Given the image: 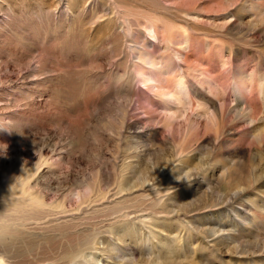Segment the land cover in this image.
<instances>
[{
	"label": "rangeland",
	"instance_id": "1",
	"mask_svg": "<svg viewBox=\"0 0 264 264\" xmlns=\"http://www.w3.org/2000/svg\"><path fill=\"white\" fill-rule=\"evenodd\" d=\"M177 1L199 3L202 12L191 19L187 44L171 27L177 45L168 71L148 68L128 49L124 64L103 43L60 59L77 73L41 75L37 84L25 68L0 63V123L16 125L0 128V172L2 160L36 166L44 201L65 208L30 223V233L72 226L51 244L38 237L30 251L17 245L10 264H88L91 257L97 264H264V0ZM164 28L154 24L148 37L155 55ZM85 191L82 204L91 209L80 216L75 194ZM104 206L114 214L105 217Z\"/></svg>",
	"mask_w": 264,
	"mask_h": 264
},
{
	"label": "bare ground",
	"instance_id": "2",
	"mask_svg": "<svg viewBox=\"0 0 264 264\" xmlns=\"http://www.w3.org/2000/svg\"><path fill=\"white\" fill-rule=\"evenodd\" d=\"M222 2L232 6L228 0H222ZM246 9L251 10L253 6L250 4L244 11ZM224 11L226 10L224 9ZM201 12L202 8H200L199 3L188 6L186 3H178L177 0H0V63L2 61L4 63L10 62L19 68H25L28 73L27 76L35 78L36 82L33 83L37 84L41 80V75L46 78L51 75L77 73L76 68L73 66L72 68L69 63L61 62L60 59L69 55L78 58L85 52L97 50L96 46L103 43L105 49L115 46L118 49L117 55L124 64L128 61L126 51L128 49L138 62L147 65L150 69L162 72L172 66L173 53L170 52L169 54L168 51H170L171 46L177 45L176 41L173 42L171 38L173 33L171 27H179L182 33L181 44H187L190 40L187 35L189 26L193 23L191 19L201 15ZM253 15L259 17L260 14L254 13ZM139 19L146 21L144 32L141 31ZM260 21L257 18L254 22L259 23ZM158 22L165 27V39L162 50H159L155 55L148 49L151 46L148 37H154V24H158ZM10 38H13L14 41H10ZM18 50H23L24 53L18 52ZM36 60L39 62L35 63ZM52 65L56 67H51ZM145 74L141 75V80L139 79V82L141 81L143 84L146 82L147 75ZM137 75L139 76V72ZM117 76L115 75L114 78L117 79ZM123 83L127 82L124 81ZM258 84L261 90L263 89L261 94L264 95V78L259 80ZM125 86L128 85L125 84ZM239 90H241L240 87L236 92L239 93ZM126 92L127 89L125 94ZM184 95L189 97L187 91L184 92ZM168 96L171 99H178V94L174 96L173 93H169ZM160 103L163 112L168 113L165 102L160 100ZM201 104L197 101L196 106ZM9 105L10 102H6V106ZM6 116L3 117L7 118ZM166 118L170 122V116L167 115ZM251 120L254 122V119L251 118ZM14 125L10 126L8 122L0 123V128L12 131L16 126ZM39 162L44 163L45 161L41 158ZM1 168L0 264H10L9 259L11 258H9L10 256L7 257V253L12 251L17 257L19 255L15 251L17 245H23L26 251H30L38 237L46 244H51L57 239V236H64L63 234H66L72 226L54 224L55 226L52 227L54 232L51 236H47L48 234L35 236L30 233L28 229L30 223L34 222L35 224V221H40L50 214L64 213L65 208L60 202L47 204L44 201V195L39 189V180L43 176L37 175L36 166L35 168L34 166L23 167L20 163H10V167H8L2 160ZM130 169L131 166H124L120 174L119 185H122ZM144 184L145 182H142L140 187H143ZM165 191L166 189H163L160 193ZM75 195L80 201L77 212L83 216L84 210L88 207L91 209V206L82 204L90 198L88 191ZM173 199L174 197H168V201ZM160 200L162 201L161 198L154 200L156 207L160 208L162 205ZM104 209L107 210L105 217L109 213L114 214L108 206H104ZM116 209L120 211L118 207ZM77 218L80 220L79 216ZM54 219L53 221H57ZM71 221L73 222V220ZM76 222L74 220L75 224ZM91 228V234H99L100 230L98 231L96 226L93 225ZM166 245H168V251L175 248L172 241ZM87 263L97 264L98 262L94 257H91ZM190 263L194 262L191 260Z\"/></svg>",
	"mask_w": 264,
	"mask_h": 264
}]
</instances>
